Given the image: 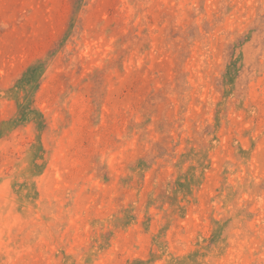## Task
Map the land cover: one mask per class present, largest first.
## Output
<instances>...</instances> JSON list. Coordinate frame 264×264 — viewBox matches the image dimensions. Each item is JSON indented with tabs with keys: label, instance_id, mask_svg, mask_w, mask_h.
<instances>
[{
	"label": "rangeland",
	"instance_id": "rangeland-1",
	"mask_svg": "<svg viewBox=\"0 0 264 264\" xmlns=\"http://www.w3.org/2000/svg\"><path fill=\"white\" fill-rule=\"evenodd\" d=\"M0 264H264V0H0Z\"/></svg>",
	"mask_w": 264,
	"mask_h": 264
}]
</instances>
